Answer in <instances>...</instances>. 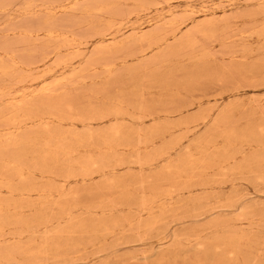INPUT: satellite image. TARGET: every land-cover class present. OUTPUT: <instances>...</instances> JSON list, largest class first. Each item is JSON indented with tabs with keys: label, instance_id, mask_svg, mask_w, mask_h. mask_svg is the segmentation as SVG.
Segmentation results:
<instances>
[{
	"label": "rangeland",
	"instance_id": "rangeland-1",
	"mask_svg": "<svg viewBox=\"0 0 264 264\" xmlns=\"http://www.w3.org/2000/svg\"><path fill=\"white\" fill-rule=\"evenodd\" d=\"M0 264H264V0H0Z\"/></svg>",
	"mask_w": 264,
	"mask_h": 264
},
{
	"label": "bare ground",
	"instance_id": "bare-ground-1",
	"mask_svg": "<svg viewBox=\"0 0 264 264\" xmlns=\"http://www.w3.org/2000/svg\"><path fill=\"white\" fill-rule=\"evenodd\" d=\"M215 177H217V176H215ZM109 188V187H108ZM115 205V204H114Z\"/></svg>",
	"mask_w": 264,
	"mask_h": 264
}]
</instances>
